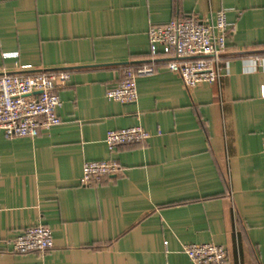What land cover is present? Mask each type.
I'll return each mask as SVG.
<instances>
[{
  "label": "crops",
  "instance_id": "1",
  "mask_svg": "<svg viewBox=\"0 0 264 264\" xmlns=\"http://www.w3.org/2000/svg\"><path fill=\"white\" fill-rule=\"evenodd\" d=\"M225 10L233 27L219 82L185 87L160 46L138 98L107 97L150 61L148 31ZM66 69L62 122L36 137L0 129V264H192L186 243L214 242L224 264H264V0H0V73ZM152 136L118 146L111 129ZM123 170L81 183L88 160ZM45 224L54 247L13 251Z\"/></svg>",
  "mask_w": 264,
  "mask_h": 264
},
{
  "label": "built area",
  "instance_id": "2",
  "mask_svg": "<svg viewBox=\"0 0 264 264\" xmlns=\"http://www.w3.org/2000/svg\"><path fill=\"white\" fill-rule=\"evenodd\" d=\"M232 31L225 10L203 20L191 15L172 19L167 24L151 25L150 61L137 68H126L120 81L107 90V97L123 103L135 101L137 77L155 72L160 46H165L171 56L167 68L181 77L185 87L219 82L223 75L222 55ZM70 76L66 69L0 73V129L4 134L36 137L42 130L60 124L58 108L62 102L58 91ZM151 136L144 126L135 125L109 130L106 142L110 151H114L120 145L145 142ZM122 170L114 159L88 160L83 165L81 183L97 185L121 174ZM12 245L18 253H44L54 247L53 231L45 224L32 225L17 235ZM183 249L192 264H224L228 260L227 249L214 242L186 243Z\"/></svg>",
  "mask_w": 264,
  "mask_h": 264
}]
</instances>
